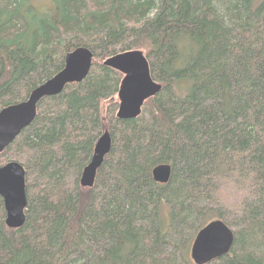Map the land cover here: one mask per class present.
<instances>
[{
    "label": "trees",
    "instance_id": "trees-1",
    "mask_svg": "<svg viewBox=\"0 0 264 264\" xmlns=\"http://www.w3.org/2000/svg\"><path fill=\"white\" fill-rule=\"evenodd\" d=\"M78 47L93 52L88 76L39 101L0 152L25 167L28 201L12 229L0 196V264H196L216 219L235 239L207 264H264V0H0V110ZM134 49L163 88L120 119L124 75L103 63ZM106 130L111 151L84 187Z\"/></svg>",
    "mask_w": 264,
    "mask_h": 264
},
{
    "label": "water",
    "instance_id": "water-1",
    "mask_svg": "<svg viewBox=\"0 0 264 264\" xmlns=\"http://www.w3.org/2000/svg\"><path fill=\"white\" fill-rule=\"evenodd\" d=\"M93 52L78 47L66 55L64 68L52 78L34 88L26 100L10 104L0 110V152L5 150L29 126L37 115V104L45 97L63 92L66 85L82 82L92 68ZM104 65L118 70L124 76L118 90L120 119H134L141 115L145 102L159 93L162 83L153 79L149 61L142 50L117 53L105 59ZM112 139L108 130L100 136L91 162L85 167L81 185L92 187L98 168L111 151ZM157 182L166 183L171 177V165L160 164L153 169ZM0 196L6 211V224L16 229L24 225L28 204L26 169L18 161L0 166ZM234 231L222 220L216 219L201 228L192 245V258L196 264H207L231 252Z\"/></svg>",
    "mask_w": 264,
    "mask_h": 264
},
{
    "label": "rangeland",
    "instance_id": "rangeland-1",
    "mask_svg": "<svg viewBox=\"0 0 264 264\" xmlns=\"http://www.w3.org/2000/svg\"><path fill=\"white\" fill-rule=\"evenodd\" d=\"M238 197H239V193L237 192L236 189H233V190L229 191L228 192V196H227V202L224 201L226 206H228L229 208L235 207L234 205L236 204V202L231 201V200H236Z\"/></svg>",
    "mask_w": 264,
    "mask_h": 264
}]
</instances>
